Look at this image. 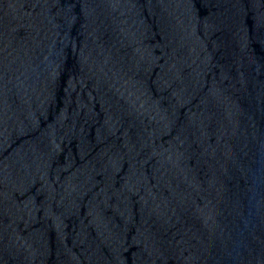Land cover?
<instances>
[{
    "label": "water",
    "instance_id": "1",
    "mask_svg": "<svg viewBox=\"0 0 264 264\" xmlns=\"http://www.w3.org/2000/svg\"><path fill=\"white\" fill-rule=\"evenodd\" d=\"M0 264H264V0H0Z\"/></svg>",
    "mask_w": 264,
    "mask_h": 264
}]
</instances>
